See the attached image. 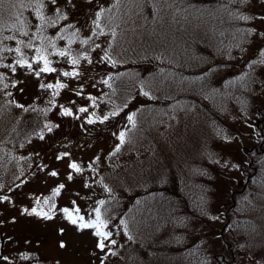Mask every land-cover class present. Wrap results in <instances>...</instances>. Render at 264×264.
Here are the masks:
<instances>
[{
    "label": "trees",
    "instance_id": "obj_1",
    "mask_svg": "<svg viewBox=\"0 0 264 264\" xmlns=\"http://www.w3.org/2000/svg\"><path fill=\"white\" fill-rule=\"evenodd\" d=\"M21 4L25 6L20 7ZM62 6L65 8L59 3L53 6L50 0H43V7L39 0H3L0 4V65L9 62L22 66L16 61L28 62L41 56L51 65L60 50L68 53L63 59L79 58L91 54L100 42H103L101 57L107 52L111 60L116 61L115 64L104 61L100 67L104 80L109 83L103 95L95 98L93 117L101 104L99 101L105 100L110 105L103 107L102 112L109 117V123L137 113L135 126H139L140 133L135 144L108 153L111 158L128 156L130 160H115L109 164L111 172L96 181L104 201L101 219L118 223L124 218L127 240L125 253L113 252L103 264H213L217 254L210 252L207 242L210 230L205 227L199 231L195 224L199 218L209 223V216L214 213L210 212L214 211L216 200L214 170L205 158L207 153L198 154L200 146L205 147L193 140V136L174 142L175 139L166 140V134L173 118L170 110L173 108L175 121L181 109L191 106L194 100L216 110L212 116L201 113L203 120L196 114L200 119L197 123H207L213 118L222 124L223 117L242 113L239 105H243L239 99L235 101L236 95L247 98L249 104L248 97L253 96L250 87L255 79L248 75L249 67L246 74L243 68H237L240 72H236L238 65L233 60L244 40H250L251 22L240 17L252 16L251 8L241 0H168V4L163 0H152V3L87 0L85 5L71 11H65ZM37 8L43 19L36 15ZM98 11L101 12L99 18ZM85 19L91 26L90 34L85 30ZM97 19L99 27L93 23ZM19 21H23V25ZM13 23L16 28L10 27ZM8 36L14 39H5ZM84 40L88 43H82ZM16 48L20 51H15ZM216 75L219 79L214 80ZM241 77H244V87ZM5 84L0 72V154L10 162L16 158L15 147L43 131L49 106L21 108L14 100L6 104ZM144 92L148 95H143ZM113 111L117 113L115 116L110 115ZM167 113L171 114L169 121ZM188 120L183 118L176 122L175 132L179 134L178 126L185 127ZM157 122L164 130L155 129ZM256 123L258 141L242 147L246 159L245 180L238 184V190H233L225 216L230 218L236 194L245 193L240 200L244 205L237 210L235 220L245 229L243 239L249 245L247 249L258 252L257 259L262 262L259 264H264V241H258L249 230L258 219L251 211L261 208V201L258 204L254 197L263 193L264 186V122ZM194 127L198 129L194 133L202 134L207 130L205 125L204 128ZM135 132L130 130L131 135ZM210 135L213 136L207 135L208 139ZM174 150L177 153L172 155ZM258 220H264L262 212ZM103 231L110 230L106 227ZM24 257L28 264H52L38 257L36 252L25 253ZM207 259L209 261H205ZM233 260L232 256L227 262Z\"/></svg>",
    "mask_w": 264,
    "mask_h": 264
},
{
    "label": "rangeland",
    "instance_id": "obj_2",
    "mask_svg": "<svg viewBox=\"0 0 264 264\" xmlns=\"http://www.w3.org/2000/svg\"><path fill=\"white\" fill-rule=\"evenodd\" d=\"M86 2L87 0H72L69 4L68 0H56V4L65 6V8L61 7L66 9L65 11L82 7ZM244 5L250 7L253 13L252 16L249 15L252 33L250 40H244L233 61L238 65L236 72H240L237 68H243L245 72L249 67L248 75L255 79L252 82L253 90L250 87L253 96L248 97L249 104L247 98H239V95H236L235 101L239 99L238 101L243 105V107L239 105L242 113L223 117L222 124L213 118L206 121L207 123L204 121L197 123L200 119L203 120L201 113L212 116L216 110L207 103L202 106L194 100L193 103L190 102L191 106L185 104L187 106L181 109L180 115H176L175 121L173 108L170 110L173 118L166 134V140L175 139L174 142L178 140L181 142L187 140L188 136H193V140L202 143L205 147L200 146L198 154L204 156L207 153L205 158L214 170L215 174L210 169L213 173V194L216 200L214 211L210 212H214L212 215L215 214V217L212 218L210 215L209 223L199 218L196 221L199 225L195 224L199 231L204 230L205 227L210 230L207 234V242L211 249L209 250L219 258L213 261V264L218 262L225 264L232 256L234 260L229 264L262 263L257 259L258 252L247 249L249 245L243 239L245 229L235 220L237 210L244 205L240 200L246 196L245 193L236 194L233 208L229 212L230 218L227 219L225 216L230 208L228 205L233 190H238V184L245 180L246 159L242 147L251 146L258 141L259 135L255 133L254 126L256 122L262 124L264 122V119H261L264 114V64L259 62L264 60V48H262L264 36L260 35L264 33V19H260L264 17V2L247 0ZM85 22L87 23L85 30L90 34L91 26L87 19ZM237 24L239 25V22ZM97 45L94 46L91 54L79 57L80 62L76 65L70 62V57L63 59L64 57L59 56L60 59L54 56L53 63L48 66L55 68L56 71L41 72L40 76H36L35 71L44 67V60L28 61L32 69H29L27 64L7 67L10 65L7 62L0 65V72L7 85L4 87L5 103L9 104L14 100L17 105L23 106L21 108L48 105L45 124L52 127V131L49 132L45 125L39 135L24 145L15 147L17 151L14 160L5 161L0 154V198L8 197L7 200L0 199V264H28L24 254L29 252H36L38 257L52 264H103L111 253H125L127 240L124 218L120 219L124 223H120L121 221L107 223L106 227L112 235L104 241L106 247L103 250L97 247L101 237L95 236V228H80V224L95 220L96 208H100L103 213L104 203H99L102 196L99 194L100 187L96 181L103 174L111 172L109 164L112 165L115 160L119 162L130 160L128 156L116 159L108 155L119 144L118 133L121 131L126 133L125 143L120 147L135 144L134 141L138 139L140 133L139 126L133 127V123L127 118H118L119 121L116 120L114 123H109L108 119L104 120L102 108L106 109V106L110 105L105 100L99 101L101 104H98L96 117H93L92 109L94 110L97 104L95 98L97 95H103L107 90L103 71L100 69L104 63L101 60L103 42ZM13 68L15 71L12 70ZM64 72H76L78 75L64 76ZM217 77L219 79V75H216L214 80ZM241 78L244 87V77ZM209 80V84L213 86L211 78ZM58 82L66 87L59 89L40 87L41 84L55 86ZM214 83L216 84L215 81ZM54 92L59 94L54 95ZM124 93L128 92L124 90ZM230 98L233 100L232 93ZM193 106L195 109L192 108ZM80 107H85L88 111L79 112ZM155 108L156 106L153 107ZM64 109H70L72 115H62ZM170 115V113L166 114L168 121ZM137 117L136 113L134 122ZM183 118L189 120L185 127L182 124L178 126L180 131L178 134L175 132V123ZM89 119L93 120V123H87ZM155 125V129L162 131L163 127L160 123L157 122ZM203 125L207 128L206 131L200 130L204 131L202 134L194 133L198 130L194 126L204 128ZM131 129L136 131L134 135H131ZM209 134H213L210 135V139L207 138ZM41 135L43 139L40 138ZM64 153L68 155L64 156ZM176 153L177 151L174 150L172 155ZM58 156L60 159H57ZM71 163H76L80 171L70 168ZM53 171L57 173L56 176L51 175ZM69 175L71 179L68 178ZM60 185L63 187L60 188ZM58 188L59 192L54 193ZM254 198H257L258 204L261 201V208L253 209L251 215L255 217L258 215L259 219L261 212L264 216V186L263 193L255 195ZM45 199L48 203H45ZM33 207L38 213H47L52 218L45 219L43 215H29L24 211L27 209L30 212ZM65 208L68 209L67 213L62 211ZM224 208H226L225 213ZM80 217L83 219L81 220ZM71 219H76L77 223L72 224ZM258 219L255 226L249 230L255 233L258 241L263 242L264 220ZM132 225L133 223L130 224ZM111 240H115L116 243L112 244ZM61 243L65 246L60 247ZM3 257L8 259L4 260Z\"/></svg>",
    "mask_w": 264,
    "mask_h": 264
},
{
    "label": "snow or ice",
    "instance_id": "obj_3",
    "mask_svg": "<svg viewBox=\"0 0 264 264\" xmlns=\"http://www.w3.org/2000/svg\"><path fill=\"white\" fill-rule=\"evenodd\" d=\"M2 2H3V0H0V4H2ZM50 2H51L52 4H56V0H50ZM136 2L144 3L145 0H136ZM146 2H148V3H152V0H146ZM241 2H242V3H246L247 0H241ZM262 2H264V0H262ZM68 3L71 4V3H72V0H68ZM163 3L168 4V0H163ZM39 5H40V7H43V0H39ZM24 6H25L24 4H21V5H20V7H24ZM168 6L171 7L170 4H169ZM153 7L155 8V4H154V3H153ZM56 11H57V12H60V9L57 8ZM36 15H37V16H41V18L43 19L42 15H41V12L39 11V8H37V10H36ZM100 15H101V12L98 11V12L96 13L97 18H99ZM64 18H65V17H59L58 19H64ZM161 19H162V18H161ZM240 19H245V20H247V19H250V17H247V16H241ZM260 19H264V17H261ZM19 23H20L21 25H23L24 22H23V21H19ZM53 23H55V21H53ZM93 23L96 24L97 27H99L98 19L95 20V21H93ZM10 27H12V28H16V24L13 23L12 25H10ZM26 34H27V33H25V35H26ZM113 35H115V31H114V30H113ZM260 35H261V36H264V33H260ZM5 39H14V37H13V36H8V37H5ZM69 43H71V41H69ZM82 43H85V44H86V43H88V40H84V41H82ZM28 46L31 47V44H29ZM97 47H99V45H97ZM7 50H8V51H12V49H7ZM15 51L19 52L20 49H19V48H16ZM38 51H40V50L38 49ZM58 54H59V56H61V57H65V56L68 55V53H67L66 51H64V50H60V51L58 52ZM39 59H43V60H44V67H43V68H40L38 71H35V75H36V76H40L41 72H55V71H56L55 68H51V67L48 66L50 62H49L45 57L41 56ZM101 60H102V61H110V62L113 63V64L116 63V61L111 60V57L108 55L107 52H105L104 56L101 57ZM70 62H71L73 65H76V64H79L80 60H79L78 58H73V59H71ZM259 62L262 63V64H264V60H260ZM16 63H17V64H20V65H22V66H23L24 64H27L28 68H29V69H32V65H31L30 63H28L26 60H17ZM89 63H91V61H89ZM7 67H12V66H11V65H8ZM12 70L15 71V68H13ZM63 75H64V76H75V75H78V73H76V72H64ZM104 83H105V84H108L109 81H108V80H105ZM4 87H7V85H5ZM40 87H41V88H45V87H47V88H53V87H55V88L59 89V88H64V87H66V85L61 84V83L58 82L55 86L52 85V84H47V85L41 84ZM58 94H59L58 92H54V95H58ZM77 95H80V93H77ZM143 95L147 96L148 93H147V92H144ZM89 98H90V99H94V98H92V97H89ZM17 106H18V107H23V106H21V105H17ZM78 111H79V112H87L88 109L85 108V107H80V108L78 109ZM116 114H117V113H116L115 111H113L110 115L115 116ZM62 115L70 116V115H72V111H71L70 109H64L63 112H62ZM93 115H94V114H93ZM133 116H134V114H133V115H129V116L127 117V119H128L130 122L133 123V127H134V126H135V122H134V120H133ZM108 118H109L108 116H104V117H103L104 120H107ZM87 123L91 124V123H93V120L89 119V120L87 121ZM45 127H47V129H48L49 132L52 131V127H51V126L46 125ZM125 137H126V133H125L124 131H121V132L119 133V144L116 145V151H119V150H120V145H122V144L125 143ZM40 138L43 139V136L41 135ZM63 155H64V156H67L68 153H64ZM57 159H60V157L58 156ZM69 167L72 168V169H75L77 172L80 171V168L77 166L76 163H71V164H69ZM51 175H52V176H56L57 173H56L55 171H53V172L51 173ZM68 178L71 179V178H72L71 175H69ZM62 187H63V185H60V188H62ZM58 192H59V188L54 190V193H58ZM0 199L7 200L8 197H3V198H0ZM45 203H48V200H47V199H45ZM99 203H100V204H103L104 201L101 200ZM24 211H25L26 213H28L29 215H32V214L43 215L45 219H51V218H52V217L48 216L47 213H43V214L38 213V212H37V209H36L35 207H33V208L31 209L30 212H29L27 209H24ZM62 211L65 212V213H67V212H68V209H66V208H65V209H62ZM77 211H78V210H77ZM94 211H95V214H96L95 220H94V221H90L89 223H82V224H80V228H81V229H84V228H95V229H96V231H95V233H94L95 236H97V237H101V239H100V240L98 241V243H97V247L100 248L101 250H103V249L106 247V244L104 243V241L107 240V239L112 235V233H111L110 231H103V230H102V229H104V228L107 226V222L101 219V209H100V208H96ZM80 219L82 220L83 217H80ZM71 223H72V224H76V223H77V220H76V219H71ZM121 223H124V222L121 221ZM61 231H63V230H61ZM110 242H111L112 244H115V243H116L115 240H111ZM64 246H65V245H64L63 243L60 244V247H64ZM3 259H4V260H7L8 258H7V257H3Z\"/></svg>",
    "mask_w": 264,
    "mask_h": 264
}]
</instances>
